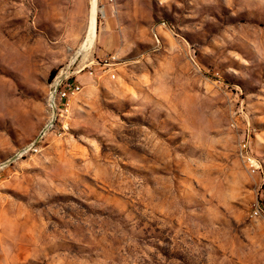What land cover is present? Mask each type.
Here are the masks:
<instances>
[{
  "label": "rangeland",
  "instance_id": "obj_1",
  "mask_svg": "<svg viewBox=\"0 0 264 264\" xmlns=\"http://www.w3.org/2000/svg\"><path fill=\"white\" fill-rule=\"evenodd\" d=\"M72 62L93 74L68 129L12 160ZM10 160L0 264H264V0H0Z\"/></svg>",
  "mask_w": 264,
  "mask_h": 264
},
{
  "label": "built area",
  "instance_id": "obj_2",
  "mask_svg": "<svg viewBox=\"0 0 264 264\" xmlns=\"http://www.w3.org/2000/svg\"><path fill=\"white\" fill-rule=\"evenodd\" d=\"M114 60H116V57L112 56L110 62L106 61L105 63L110 65ZM73 64L74 62L62 67L52 77L45 97V122L34 138L16 151L12 160L24 159L38 154L51 134L68 129L69 119L73 114L74 100L84 90V85L79 76L82 74H93L88 64H79L76 67H73ZM238 154L252 172L260 171L261 163L254 156L248 141L244 140L238 150ZM12 160L0 163V179L2 178L1 171ZM251 216L264 219V211L255 207Z\"/></svg>",
  "mask_w": 264,
  "mask_h": 264
},
{
  "label": "bare ground",
  "instance_id": "obj_3",
  "mask_svg": "<svg viewBox=\"0 0 264 264\" xmlns=\"http://www.w3.org/2000/svg\"><path fill=\"white\" fill-rule=\"evenodd\" d=\"M95 7L93 5V9H92V18H91V27H90V33H89V37L87 38L86 42L84 43V45L82 46V49L84 50H89L91 48V46L94 44L95 39L93 37V33H95ZM24 251H26V249L22 248Z\"/></svg>",
  "mask_w": 264,
  "mask_h": 264
},
{
  "label": "crops",
  "instance_id": "obj_4",
  "mask_svg": "<svg viewBox=\"0 0 264 264\" xmlns=\"http://www.w3.org/2000/svg\"><path fill=\"white\" fill-rule=\"evenodd\" d=\"M114 25L111 23L110 24V27H113ZM101 32H102V39H104V37L107 35V27H105L104 29L103 28H101ZM111 38H113V39H116L117 38V34H116V32H113L111 35ZM82 75H80L79 76V78L81 77Z\"/></svg>",
  "mask_w": 264,
  "mask_h": 264
}]
</instances>
